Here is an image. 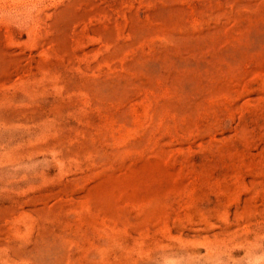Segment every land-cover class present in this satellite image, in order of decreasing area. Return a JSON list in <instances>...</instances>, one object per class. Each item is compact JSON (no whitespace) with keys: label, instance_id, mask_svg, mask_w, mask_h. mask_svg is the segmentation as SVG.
I'll return each mask as SVG.
<instances>
[{"label":"rangeland","instance_id":"obj_1","mask_svg":"<svg viewBox=\"0 0 264 264\" xmlns=\"http://www.w3.org/2000/svg\"><path fill=\"white\" fill-rule=\"evenodd\" d=\"M0 264H264V0H0Z\"/></svg>","mask_w":264,"mask_h":264}]
</instances>
